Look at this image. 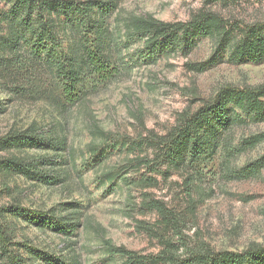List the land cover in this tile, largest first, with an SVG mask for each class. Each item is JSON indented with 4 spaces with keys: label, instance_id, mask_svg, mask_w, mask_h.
<instances>
[{
    "label": "rangeland",
    "instance_id": "374dc122",
    "mask_svg": "<svg viewBox=\"0 0 264 264\" xmlns=\"http://www.w3.org/2000/svg\"><path fill=\"white\" fill-rule=\"evenodd\" d=\"M105 1L116 6L108 23L121 34L134 18L150 15L163 22H187L199 13L216 16L230 30L229 46L251 27L264 32V0ZM0 7L7 6L0 2ZM144 37L126 40L122 57L129 65L125 70L65 111L52 105L37 76L29 74L27 82L15 83L0 68V139L29 127L37 133L51 131L54 123L73 149L98 141L99 131L114 139L147 141L166 135L181 117L212 101L221 89L264 86V56L259 61L236 62L226 47L213 57L216 39L207 36L195 39L188 52L156 51L146 58ZM15 86L26 89L15 93ZM223 137L236 150L227 154L221 149L196 171L169 169L165 174L163 165L149 170L146 163H137L140 157L153 158L147 147L113 153L92 169L87 165L76 172L66 167L56 185L6 174L0 166V227L8 233L10 249L25 261L30 258L27 264L54 263L27 253L24 244L64 260L75 254L81 264H121L124 258L111 255L106 243L139 255L156 254L161 243L155 232L163 233L165 228L155 203L169 211V231L164 235L181 257L195 248L243 251L251 245L264 246V114H242ZM11 155L52 157L54 152L0 150V160ZM128 162L136 165L131 168ZM108 168L121 170L131 181L129 186L114 191L100 185L98 174ZM146 176L155 182L139 180ZM71 202L80 207L83 225L68 238L27 223L6 209L18 205L44 212Z\"/></svg>",
    "mask_w": 264,
    "mask_h": 264
},
{
    "label": "trees",
    "instance_id": "16d2710c",
    "mask_svg": "<svg viewBox=\"0 0 264 264\" xmlns=\"http://www.w3.org/2000/svg\"><path fill=\"white\" fill-rule=\"evenodd\" d=\"M0 2L7 6L0 7V68L11 79L17 80L15 83L18 80L27 82L26 78L37 76L40 85L46 87V97L62 111L84 100L99 85L114 79L120 69L128 67L122 52L128 47L126 40L133 36H145L143 50L148 54L146 58H151V54L156 51L171 53L180 49L188 52L193 48L195 39L207 36L216 39L213 57L226 47H229L231 58L236 62L259 61L264 56V32L261 28H249L238 41L229 46L230 30L225 29L220 20L211 14L199 13L187 22L173 23L157 20L150 15L138 17L127 26L128 31L121 34L112 30L108 23L116 8L111 1ZM18 88L26 89L15 86L13 91L21 92ZM242 114H264V86L244 90L221 89L212 101L194 113L181 117L166 135L147 141L141 138L130 140L125 136L114 139L99 131L98 141L92 139L84 148L73 149L68 147L66 138L58 133L54 123L50 125L51 131L47 132L37 133L32 127L11 132L0 139V150L37 148L45 152L52 151L54 155H11L0 160V166L6 174L24 176L25 179L43 185H56L61 182L60 173L66 167L76 172L78 167L87 165L92 169L103 164L113 153H131L147 147L152 150L153 158L138 157L137 163H146L149 170L163 165L165 174L169 169L187 168L196 171L203 161L212 158L221 149L227 154L236 150L224 141L223 134L241 120ZM252 139L255 140L254 137ZM127 164L131 168L136 165L133 162ZM98 179L100 185H107L108 190L114 191L127 188L131 182L121 170L114 168L100 170ZM139 180L149 184L155 182L152 176L141 177ZM66 205L44 212L30 211L18 205L6 209L27 223L43 230H57L68 238L83 223L78 210L80 207L77 208L72 202ZM153 206L163 218V228L169 231L168 209L158 203ZM64 211L68 213L62 214ZM165 231L155 232L161 243V249L156 254L139 255L109 243H106L105 249L111 255L118 254L124 258L121 264H264V246L259 245H251L243 251L195 248L186 257H181L164 235ZM9 240L8 233L0 227V261L3 264H27L30 258L25 261L17 251L10 249ZM22 246L27 253L36 255L37 259L54 264H81L75 254H68L69 258L64 260L37 252L29 245Z\"/></svg>",
    "mask_w": 264,
    "mask_h": 264
}]
</instances>
